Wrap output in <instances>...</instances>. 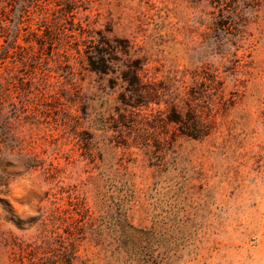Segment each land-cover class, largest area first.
Segmentation results:
<instances>
[{
	"label": "rangeland",
	"instance_id": "374dc122",
	"mask_svg": "<svg viewBox=\"0 0 264 264\" xmlns=\"http://www.w3.org/2000/svg\"><path fill=\"white\" fill-rule=\"evenodd\" d=\"M0 264H264V0H0Z\"/></svg>",
	"mask_w": 264,
	"mask_h": 264
},
{
	"label": "trees",
	"instance_id": "16d2710c",
	"mask_svg": "<svg viewBox=\"0 0 264 264\" xmlns=\"http://www.w3.org/2000/svg\"><path fill=\"white\" fill-rule=\"evenodd\" d=\"M83 34V33H82ZM81 34V35H82ZM111 46L104 39L99 41V44L95 52L87 53V67L96 73H108L110 60L107 57L108 51H110ZM79 51V50H78ZM80 52V51H79Z\"/></svg>",
	"mask_w": 264,
	"mask_h": 264
}]
</instances>
